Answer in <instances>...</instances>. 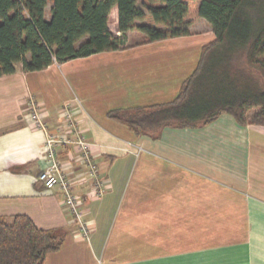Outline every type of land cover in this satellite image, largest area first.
I'll list each match as a JSON object with an SVG mask.
<instances>
[{"label":"crops","instance_id":"crops-1","mask_svg":"<svg viewBox=\"0 0 264 264\" xmlns=\"http://www.w3.org/2000/svg\"><path fill=\"white\" fill-rule=\"evenodd\" d=\"M117 23L115 6L108 28L119 36ZM142 37L130 30L121 49L34 71L18 63L0 75V216L25 214L62 234L45 264H264V125L221 113L151 134L107 115L172 100L215 35ZM32 103L44 128L31 119ZM65 104L92 143L102 186L98 195L75 145L57 147L75 192L86 195L80 210L88 236L61 194L38 180L48 163L47 135H72Z\"/></svg>","mask_w":264,"mask_h":264},{"label":"trees","instance_id":"trees-1","mask_svg":"<svg viewBox=\"0 0 264 264\" xmlns=\"http://www.w3.org/2000/svg\"><path fill=\"white\" fill-rule=\"evenodd\" d=\"M253 5L252 0H142L141 5L137 0H0V75L13 73L18 63L34 71L54 61L121 49L130 30L143 34L141 43L186 36L202 17L215 37L203 45L196 68L177 95L165 103L107 115L137 133L151 134L164 125L208 123L221 113L240 124L264 125V17L260 13L253 20L248 10ZM115 6L119 36L108 28ZM236 48L245 51L262 84L228 68L229 52ZM62 242V234L38 228L25 214L0 216V264H45L47 254Z\"/></svg>","mask_w":264,"mask_h":264},{"label":"built area","instance_id":"built-area-1","mask_svg":"<svg viewBox=\"0 0 264 264\" xmlns=\"http://www.w3.org/2000/svg\"><path fill=\"white\" fill-rule=\"evenodd\" d=\"M65 116L69 119V125L72 130L71 136H61L56 134H48L45 139V149L47 152L48 163L39 172L38 180L47 189H55L62 196L63 206L73 215L75 222L79 225L80 231L88 236V228L82 217V211L80 210V204L86 199L85 194H79L75 192L74 183L71 182L60 165L59 159L56 155V149L62 145H75L78 148V162L87 168L88 174L94 178L95 186L99 188L98 195L102 193V186L98 180L97 165L93 158L91 151L92 143L87 140L79 130H76V126L73 124V115L71 113L68 104L63 106ZM30 116L35 126L44 128V122L40 115L39 106L36 103H32L30 107Z\"/></svg>","mask_w":264,"mask_h":264},{"label":"rangeland","instance_id":"rangeland-1","mask_svg":"<svg viewBox=\"0 0 264 264\" xmlns=\"http://www.w3.org/2000/svg\"><path fill=\"white\" fill-rule=\"evenodd\" d=\"M137 3L141 5L142 0H137ZM254 3L251 9H248L253 17V20L258 18V15L261 13V16L264 17V0H252ZM51 3L49 2L46 7V13L49 14L50 12ZM204 19V18H203ZM203 19H196L194 23H192V30L189 28V32L191 33H206V31L212 30L210 24ZM228 68L234 73L236 72L242 77H248L252 79L257 84H262V76L260 75L259 71L249 66L246 62V53L242 48H236L235 50L229 52V60H228Z\"/></svg>","mask_w":264,"mask_h":264}]
</instances>
